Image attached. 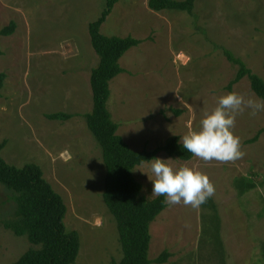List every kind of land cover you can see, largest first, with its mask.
<instances>
[{
    "label": "rangeland",
    "instance_id": "obj_1",
    "mask_svg": "<svg viewBox=\"0 0 264 264\" xmlns=\"http://www.w3.org/2000/svg\"><path fill=\"white\" fill-rule=\"evenodd\" d=\"M105 4L0 0V31L17 24L12 36L0 37V73L7 76L0 98L1 155L19 168L39 165L63 198L66 227L80 239L76 264L123 258L117 223L103 199L102 149L84 118L93 107L91 71L99 64L88 27ZM102 33L141 41L122 58L124 73L111 82L108 102L118 134L134 151H155L197 129L204 110L230 92L239 67L216 46L264 80V0H196L193 15L153 11L149 0H120ZM233 91L262 100L248 78ZM60 112L74 118H46ZM249 112L236 117L240 159L183 161L158 154L174 159V167L207 174L216 193L199 208L168 204L151 226V260L167 250L173 256L167 264H264V112L254 118ZM134 175L141 195L155 199L148 163ZM30 247L27 238L0 225V264L17 262Z\"/></svg>",
    "mask_w": 264,
    "mask_h": 264
},
{
    "label": "trees",
    "instance_id": "obj_2",
    "mask_svg": "<svg viewBox=\"0 0 264 264\" xmlns=\"http://www.w3.org/2000/svg\"><path fill=\"white\" fill-rule=\"evenodd\" d=\"M120 0H106L100 17L89 24L92 47L99 57V64L91 71L92 110L84 115L87 127L102 149L106 168L104 202L115 218L123 258L112 264H167L172 255L166 250L155 260L150 259L152 243L151 226L167 209L163 196L153 200L144 198L143 185L134 171L146 161L165 152L172 158L190 161L194 158L182 148L179 137L169 138L165 145L155 151H134L118 134L119 125L112 120L108 108L111 82L124 73L121 60L141 41L131 36L122 38L106 36L102 27ZM196 0H149V8L156 12L176 11L193 15ZM17 28L11 22L0 31V37L12 36ZM228 60L239 67L228 89L248 78L252 91L264 100V80L254 74L246 64L224 48ZM3 52L0 50V56ZM6 74L0 73V98L5 86ZM51 121L67 122L74 118L68 113L46 115ZM258 137L251 143L258 141ZM0 145V225L17 237H25L30 249L13 264H76L80 253V239L76 232H69L65 219L67 206L63 198L45 179L42 168L28 163L19 168L8 164Z\"/></svg>",
    "mask_w": 264,
    "mask_h": 264
},
{
    "label": "clouds",
    "instance_id": "obj_3",
    "mask_svg": "<svg viewBox=\"0 0 264 264\" xmlns=\"http://www.w3.org/2000/svg\"><path fill=\"white\" fill-rule=\"evenodd\" d=\"M245 109L249 116L264 112V100L246 98L232 91L218 97L216 106L206 109L197 129L180 137L182 148L203 161L230 162L240 159L241 140L234 133L236 117ZM168 158H152L148 163L152 176V195L163 196L169 205L183 204L199 208L216 193L207 174L189 166L174 167ZM151 195V196H152Z\"/></svg>",
    "mask_w": 264,
    "mask_h": 264
},
{
    "label": "crops",
    "instance_id": "obj_4",
    "mask_svg": "<svg viewBox=\"0 0 264 264\" xmlns=\"http://www.w3.org/2000/svg\"><path fill=\"white\" fill-rule=\"evenodd\" d=\"M172 257H173V256H172ZM172 257H171V258H172ZM174 264H176V262H174Z\"/></svg>",
    "mask_w": 264,
    "mask_h": 264
}]
</instances>
